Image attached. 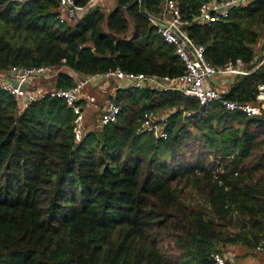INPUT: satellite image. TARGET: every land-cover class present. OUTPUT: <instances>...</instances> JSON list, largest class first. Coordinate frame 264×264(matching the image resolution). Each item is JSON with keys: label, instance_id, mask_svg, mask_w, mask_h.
<instances>
[{"label": "trees", "instance_id": "1", "mask_svg": "<svg viewBox=\"0 0 264 264\" xmlns=\"http://www.w3.org/2000/svg\"><path fill=\"white\" fill-rule=\"evenodd\" d=\"M176 1L211 64L250 71L233 76L226 98L256 103L264 0L210 25L196 19L210 0ZM163 2L115 0L109 11L99 6L62 22L60 0H0V70L56 65L89 77L120 67L180 76L184 62L147 16ZM53 82L63 89L77 81L63 71ZM112 99L122 104L117 121L98 119L77 142L75 113L62 98L48 94L21 111L0 88V264H214L212 255L228 246L257 249L264 111L201 106L178 90L129 87ZM151 111L166 117L167 139L138 132Z\"/></svg>", "mask_w": 264, "mask_h": 264}, {"label": "built area", "instance_id": "2", "mask_svg": "<svg viewBox=\"0 0 264 264\" xmlns=\"http://www.w3.org/2000/svg\"><path fill=\"white\" fill-rule=\"evenodd\" d=\"M13 1L21 2L26 0ZM104 1L89 0L87 4L81 5L76 3V0H60L61 21L79 19L91 9L102 6ZM251 1L253 0H210L202 5L196 19L199 22L210 25L227 19L234 8L246 5ZM147 16L156 27L158 34L166 42L175 46L176 53L186 67L182 75L161 77L143 72H127L117 67L78 80L72 87L63 89L52 88L42 92L30 89V82L37 79L54 80L64 71L65 66H13L6 71L0 70V88L9 92L19 102L21 111L48 94L62 98L75 113L73 131L77 142H81L86 136L87 116L84 103L91 106L93 110H102L99 118L100 125H107L117 121L122 111V104L114 101H109L101 108L96 96L86 91L89 83L99 79L117 80L120 83L122 82V84L125 82L126 85L124 86L140 90L148 88L178 90L187 96L195 97L201 106L221 103L230 110H242L249 115H260L264 111V84H260L258 87L256 103L228 99L226 98L229 93L228 90L213 86L212 82L215 75H242L249 74L250 71L235 65L231 61L225 66L211 64L206 58L205 46L196 42L186 31L185 25L187 22L183 18L180 5L176 0H164L161 11L158 14H147ZM119 87L123 86L120 85ZM185 114L190 116L191 112L186 111ZM165 118L153 111L147 113L138 128V132H151L159 138L167 139L168 133L164 130V124L161 123ZM257 250L264 252V239L259 243ZM212 257L214 264H228L227 258L223 253H214Z\"/></svg>", "mask_w": 264, "mask_h": 264}, {"label": "crops", "instance_id": "3", "mask_svg": "<svg viewBox=\"0 0 264 264\" xmlns=\"http://www.w3.org/2000/svg\"><path fill=\"white\" fill-rule=\"evenodd\" d=\"M112 1V0H111ZM115 1V0H114ZM109 0H105L104 3H108ZM104 5V4H103ZM65 72L70 73L76 81L81 80L85 77L79 76L75 71H73L70 68L64 67L63 69ZM234 75H222L218 74L215 75V78H213V86L221 89H226L229 91L232 80ZM43 81L47 83H53L51 81H46L43 79H37L33 80L29 84V88L36 91H48L54 87V83L50 88L43 85ZM122 85L123 87H119ZM125 82L122 84L117 80H94L91 83H89L86 87V91L96 96L100 104L105 103V105L109 101H113L112 97L115 96L117 90L122 88H128L126 86ZM101 100V101H100ZM85 110H91L93 109L88 104L84 103ZM103 105V106H105ZM102 107V106H101ZM223 254L227 258V261L229 264H264V252L258 251L257 249H249L247 247L241 246V245H234V246H228L223 250Z\"/></svg>", "mask_w": 264, "mask_h": 264}, {"label": "rangeland", "instance_id": "4", "mask_svg": "<svg viewBox=\"0 0 264 264\" xmlns=\"http://www.w3.org/2000/svg\"><path fill=\"white\" fill-rule=\"evenodd\" d=\"M104 4V5H103ZM115 6V1L114 0H109V2L108 3H102V8H104L106 11H109V10H111L113 7ZM260 46L261 47H264V40L262 39L261 41H260ZM259 46V47H260ZM259 49V48H258ZM214 78H215V76H214ZM55 80V79H54ZM54 80H51V82H53ZM54 83V82H53ZM53 83H51V85H50V83H47V82H44L43 81V85L44 86H46V87H48V88H50V86H52V84ZM101 101V100H100ZM103 105H105V103H102L101 104V108H103L104 106ZM101 112H102V110H93V109H89V110H87L86 109V116H87V127L88 128H93L96 124H97V122H98V119L100 118V114H101Z\"/></svg>", "mask_w": 264, "mask_h": 264}]
</instances>
